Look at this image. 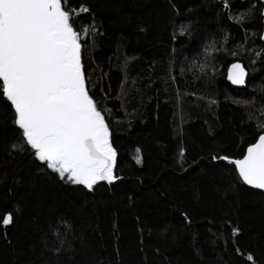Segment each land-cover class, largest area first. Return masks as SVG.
Listing matches in <instances>:
<instances>
[{"label": "trees", "instance_id": "16d2710c", "mask_svg": "<svg viewBox=\"0 0 264 264\" xmlns=\"http://www.w3.org/2000/svg\"><path fill=\"white\" fill-rule=\"evenodd\" d=\"M68 2L91 9L75 27L121 179H59L13 147L0 98V264H264V192L212 159L243 157L261 134V0ZM237 60L244 88L226 80Z\"/></svg>", "mask_w": 264, "mask_h": 264}, {"label": "snow or ice", "instance_id": "6c2138e0", "mask_svg": "<svg viewBox=\"0 0 264 264\" xmlns=\"http://www.w3.org/2000/svg\"><path fill=\"white\" fill-rule=\"evenodd\" d=\"M222 3L229 7L227 0ZM90 12L87 6L76 12L68 0H0V98L20 134L21 144L13 147L30 151L59 179L92 191L121 177L115 173L117 153L105 111L88 86L81 42L85 29L75 27L79 16ZM233 19L242 23L245 15ZM245 76L242 64L231 65L232 83L244 84ZM256 119L261 134L241 159H212L234 165L243 183L264 189V115ZM2 223L12 224L13 214L3 216Z\"/></svg>", "mask_w": 264, "mask_h": 264}, {"label": "water", "instance_id": "95a60500", "mask_svg": "<svg viewBox=\"0 0 264 264\" xmlns=\"http://www.w3.org/2000/svg\"><path fill=\"white\" fill-rule=\"evenodd\" d=\"M261 2H262V4H263L262 13H264V0H261ZM261 40H262V42L264 43V16H263V34H262V38H261ZM234 63H240V64H242V65L244 66V68H245L246 76H245V83H244V84H234V83H232L231 80L228 79L229 69H230L231 65L234 64ZM248 78H249V71H248V69L245 67V65H244V63H243L242 61L237 60V61H234L233 63H231V64L229 65L228 70H227V77H226V80H227V82H229L232 86H234V87H236V88H244V87H246V84H247ZM257 140H258V139H257ZM246 150H247V149H246ZM245 154H246V152H245ZM241 158H242V157H241ZM241 158H239V159H241ZM230 159H231V158H230ZM226 162H227V161H226ZM237 173H238V172H237ZM246 185H247V184H246ZM247 186H249V187H251V188H254V189H257V190H260V191L264 192V189H258V188H255V187H253V186H250V185H247Z\"/></svg>", "mask_w": 264, "mask_h": 264}, {"label": "flooded vegetation", "instance_id": "af4514ba", "mask_svg": "<svg viewBox=\"0 0 264 264\" xmlns=\"http://www.w3.org/2000/svg\"><path fill=\"white\" fill-rule=\"evenodd\" d=\"M262 34H263V30H262ZM262 34H261V38H262Z\"/></svg>", "mask_w": 264, "mask_h": 264}]
</instances>
